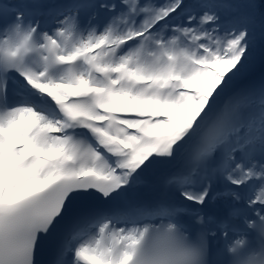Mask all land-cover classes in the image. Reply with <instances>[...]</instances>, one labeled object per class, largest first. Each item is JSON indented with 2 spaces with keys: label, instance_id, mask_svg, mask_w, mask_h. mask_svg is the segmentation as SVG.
Here are the masks:
<instances>
[{
  "label": "snow or ice",
  "instance_id": "snow-or-ice-1",
  "mask_svg": "<svg viewBox=\"0 0 264 264\" xmlns=\"http://www.w3.org/2000/svg\"><path fill=\"white\" fill-rule=\"evenodd\" d=\"M174 162L187 203L85 214ZM165 219L206 264L264 231V0H0V264H132Z\"/></svg>",
  "mask_w": 264,
  "mask_h": 264
},
{
  "label": "clouds",
  "instance_id": "clouds-1",
  "mask_svg": "<svg viewBox=\"0 0 264 264\" xmlns=\"http://www.w3.org/2000/svg\"><path fill=\"white\" fill-rule=\"evenodd\" d=\"M133 249L132 264H206L201 234L184 231L175 220L165 219L141 228ZM229 264H264V231L250 244L247 236H235L224 244Z\"/></svg>",
  "mask_w": 264,
  "mask_h": 264
},
{
  "label": "bare ground",
  "instance_id": "bare-ground-1",
  "mask_svg": "<svg viewBox=\"0 0 264 264\" xmlns=\"http://www.w3.org/2000/svg\"><path fill=\"white\" fill-rule=\"evenodd\" d=\"M46 1H49V0H46ZM172 166H173V168H172V170H173L172 173H173V175H175V173H177L178 168H179V166H178V162H174V163H172ZM158 168H159V167L156 166V167H154L151 171H149V172H147V173H154ZM147 173L142 174V176H145ZM140 179L142 180V179H144V178H140Z\"/></svg>",
  "mask_w": 264,
  "mask_h": 264
}]
</instances>
